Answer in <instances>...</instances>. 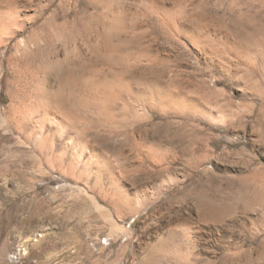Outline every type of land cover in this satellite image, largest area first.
I'll use <instances>...</instances> for the list:
<instances>
[{
    "label": "rangeland",
    "instance_id": "374dc122",
    "mask_svg": "<svg viewBox=\"0 0 264 264\" xmlns=\"http://www.w3.org/2000/svg\"><path fill=\"white\" fill-rule=\"evenodd\" d=\"M0 10L13 16L0 41V264H264V0H0ZM114 15L135 41L120 53L134 54L90 69L102 79L83 92L111 95L117 123L96 106L87 114L86 141L104 156L94 163L39 122L32 96L67 48L89 56ZM10 104L31 109L18 128Z\"/></svg>",
    "mask_w": 264,
    "mask_h": 264
},
{
    "label": "bare ground",
    "instance_id": "6f19581e",
    "mask_svg": "<svg viewBox=\"0 0 264 264\" xmlns=\"http://www.w3.org/2000/svg\"><path fill=\"white\" fill-rule=\"evenodd\" d=\"M13 12V11H12ZM9 12L5 11V10H0V41L1 42H7L9 38V36H6V31L9 30V28L11 27L12 24V18ZM100 16V15H99ZM108 16V15H107ZM114 21H111L109 24L112 25V27L110 26V28L106 29V30H102L101 33H99V35L101 37L104 38V41H95L94 43L91 42V47L90 50L91 54L88 56L85 54L86 57H82L79 55H76L74 52H72L73 50L69 51L67 48V56L64 57V59L60 60H55L58 65L60 66L59 69V74L53 78L50 83L48 85H37L35 87V95L32 97H35V103L32 105L34 106V108L31 106L32 109H40L43 112H41L42 114V118L39 120V122L41 124H45L48 123L51 126H55V130H57L56 132H58L57 134L59 135H63V134H68L70 136L71 139V143L69 142V144H74L75 147H78L79 149L83 150V151H88L89 152V159H91V161H102L104 159L103 155H100L99 153H97L95 151V149L93 148V146L88 143V141H86L85 138V133L87 131H89L91 129V124L88 121L87 118V114L92 111V107H99V111L100 113H105L107 114L108 119L110 120L109 124L113 127H117L116 126V121H115V113L112 111V104L114 102L113 97L111 95H104V96H97L95 92L92 93H86L83 92L84 88L86 86H93V82L94 83H99V80L102 79L99 77V75L97 77H95L97 80L96 82L93 81L90 77L91 73L94 70H90L93 69V67L95 65H97L96 63L100 60H103L104 63H102L103 65L105 64V62L107 61H112L111 63H113L114 60H117L120 58V61L122 60V64H127L124 63L126 60H130L132 57V54L129 51H127V54L123 55L120 53V51L122 52L123 50H119L120 47L123 48V46L131 43L132 41H134V38H129V32L126 31V23L125 19H120V17L117 16H113ZM170 18V17H169ZM168 18V19H169ZM110 19V18H109ZM111 19V20H113ZM173 19V17H172ZM107 20V19H106ZM166 21V20H165ZM108 22V21H107ZM174 22V21H172ZM16 26V25H15ZM114 27V28H113ZM106 28V27H105ZM113 29H118L116 30V32ZM100 31V30H99ZM98 31V32H99ZM118 31V32H117ZM8 32V31H7ZM117 33H125L123 35H126V38L124 39H120L118 40L117 38H115L116 35H118ZM131 36V35H130ZM194 36V35H193ZM117 37V36H116ZM197 37V36H195ZM194 38V37H193ZM192 38V39H193ZM97 40V39H96ZM136 40V39H135ZM138 40V39H137ZM29 42V40H28ZM48 42V41H47ZM135 42V41H134ZM139 40L137 41L138 44ZM18 43V42H17ZM133 43V42H132ZM90 44V43H89ZM31 45V44H30ZM141 46V45H139ZM142 47V46H141ZM143 50V48H141ZM22 48V47H21ZM17 49V48H16ZM73 49V48H72ZM129 52V53H128ZM59 55V54H58ZM84 55V54H83ZM54 57V56H53ZM58 57V56H57ZM54 59V58H53ZM56 59V58H55ZM8 60V59H7ZM128 60V61H129ZM132 60V59H131ZM130 60V61H131ZM138 60V59H137ZM136 60V61H137ZM49 61V59H48ZM53 61V62H55ZM139 61V60H138ZM45 63V62H44ZM50 63V61H49ZM121 63V62H120ZM137 64V63H135ZM139 64V63H138ZM137 64V65H138ZM101 65V64H99ZM108 65L109 62H108ZM118 65V64H117ZM120 65V64H119ZM141 65V64H140ZM16 66V65H15ZM14 66V67H15ZM43 66V65H42ZM98 66V65H97ZM139 66V65H138ZM107 69L108 66H106ZM124 67V66H123ZM155 67V66H154ZM97 69H99L98 67H95ZM17 69V68H15ZM96 70V69H95ZM102 70V69H101ZM100 70V71H101ZM112 70V69H110ZM37 71V70H36ZM46 71L47 70L46 68ZM99 71V70H96ZM95 71V72H96ZM99 71V72H100ZM109 71V70H108ZM108 71L106 73L105 76H107ZM19 72V71H18ZM96 72V73H99ZM113 72V71H112ZM42 73V70H41ZM95 73V74H96ZM102 73V74H105ZM122 73V72H121ZM124 73V72H123ZM16 74V73H15ZM101 74V72L99 73ZM41 75V74H40ZM38 74H37V79L40 80L38 78ZM42 76V75H41ZM102 76V75H101ZM104 76V75H103ZM46 77V76H45ZM99 77V78H98ZM15 80V79H14ZM48 81V80H45ZM41 82V81H40ZM39 82V83H40ZM15 83V82H14ZM42 83V82H41ZM46 83V82H45ZM44 83V84H45ZM32 84V83H31ZM43 84V83H42ZM10 85V84H9ZM15 85V84H14ZM102 85V83L100 84ZM13 86V85H12ZM88 86V87H89ZM16 88V87H15ZM101 88V87H100ZM107 88V87H106ZM34 89V88H33ZM109 89V88H108ZM123 92V91H122ZM34 93V92H33ZM143 93V92H142ZM110 94V93H109ZM100 95V94H99ZM11 96V95H10ZM15 96V95H14ZM31 96V95H30ZM14 99V98H13ZM12 99V100H13ZM16 99V96H15ZM18 99V98H17ZM27 99V98H26ZM32 99V98H30ZM154 99V98H153ZM11 100V101H12ZM28 100V99H27ZM144 100V99H143ZM159 100V99H158ZM161 100V99H160ZM19 101V100H18ZM31 102V101H30ZM29 102V103H30ZM150 102V101H149ZM155 102V101H154ZM199 102V101H198ZM18 103V102H17ZM20 103V102H19ZM166 105H169L171 107H175V108H181V107H185L184 102H181L175 98L170 97L169 100H167V102H164ZM193 103V102H192ZM16 104V103H14ZM25 105V103H23ZM31 104V103H30ZM152 104V103H151ZM162 104V103H161ZM11 105V104H10ZM17 105V104H16ZM21 105V104H19ZM18 105V106H19ZM156 105V104H155ZM160 105V104H159ZM187 105V104H186ZM197 105V104H196ZM199 105V104H198ZM14 106V105H13ZM23 107V105H21ZM20 106V107H21ZM27 106V105H26ZM24 106V108L26 107ZM29 106V105H28ZM27 106V107H28ZM189 106V105H188ZM12 107V105H11ZM17 107V106H16ZM16 107H12L10 110V113L8 115V121L9 124L11 126H13L14 128H18V125L20 124L21 121L27 119L30 114L32 113L30 110H26L25 109H20ZM162 107V106H161ZM167 107V106H166ZM196 107V106H195ZM194 107V108H195ZM203 107V106H202ZM199 108V107H198ZM182 109V108H181ZM5 114V113H4ZM32 115V114H31ZM40 116V114H39ZM39 118V117H38ZM36 119V116L34 118V120ZM38 120V119H37ZM26 121V120H25ZM36 121V120H35ZM40 125V124H39ZM42 128V127H41ZM41 130V129H40ZM38 132H41V131ZM43 132V131H42ZM40 134L37 133L36 136ZM43 135V134H42ZM67 135V136H68ZM39 136H37V138L34 137L35 141L36 139H39L40 141V145H47L49 143H47V141H51L50 139H46L44 137V139H42L41 136L39 138ZM34 141V142H35ZM33 142V141H32ZM52 142V141H51ZM36 143V142H35ZM39 143V142H37ZM54 143V142H53ZM67 143V141H66ZM34 144V143H33ZM51 146L54 144H50ZM49 146V145H48ZM47 146V147H48ZM72 147V145H71ZM74 147V148H75ZM73 148V147H72ZM10 149V148H9ZM20 150V148H18ZM42 149V148H41ZM7 150V149H6ZM102 151V150H101ZM100 152V151H99ZM104 153V152H103ZM101 152V154H103ZM18 155V154H17ZM105 155V154H104ZM12 156V155H11ZM106 157V156H105ZM88 159V160H89ZM107 159V158H106ZM90 161V162H91ZM89 162V161H88ZM96 163V162H94ZM101 163V162H100ZM99 164V163H98ZM250 176V175H249ZM261 182V181H260ZM212 212V211H211ZM227 214V213H226ZM210 217V216H209ZM209 220V219H208ZM248 225V224H247ZM264 226V225H263ZM262 226V227H263ZM261 227V226H260ZM264 228H261V230ZM256 233V232H255ZM260 234V233H259ZM255 238H257V236H255ZM257 240V239H256ZM259 240V239H258ZM262 240V239H261ZM263 241V240H262ZM261 241V242H262ZM243 246V245H242ZM17 250H19V252H13L12 253V257H16V259H14V261L16 260H21L20 258L21 253L20 251L22 250V248H18ZM23 251V250H22ZM253 251V250H252ZM251 252V251H250ZM236 256V255H235ZM253 258V257H252ZM248 260V259H247ZM253 261V260H252ZM251 263V262H250Z\"/></svg>",
    "mask_w": 264,
    "mask_h": 264
}]
</instances>
